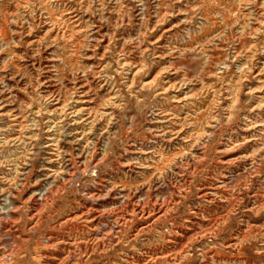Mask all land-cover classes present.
<instances>
[{"label":"rangeland","instance_id":"374dc122","mask_svg":"<svg viewBox=\"0 0 264 264\" xmlns=\"http://www.w3.org/2000/svg\"><path fill=\"white\" fill-rule=\"evenodd\" d=\"M0 191V264H264V0H0Z\"/></svg>","mask_w":264,"mask_h":264},{"label":"bare ground","instance_id":"6f19581e","mask_svg":"<svg viewBox=\"0 0 264 264\" xmlns=\"http://www.w3.org/2000/svg\"><path fill=\"white\" fill-rule=\"evenodd\" d=\"M24 1H25V0H24ZM30 45H31V44H30ZM28 86H29V85H28ZM83 87H84V86H83ZM50 88H51V87H50ZM58 92H59V91H58ZM49 94L54 95L55 93L52 91V92H49ZM55 98H56V97H55ZM57 100L59 101V99H57ZM83 101H84V100H83ZM85 102H87V101H84V103H85ZM79 103H80V102H79ZM88 105H89V104L86 103V107H87V108H89ZM65 107H66V106H65ZM86 107H85V108H86ZM82 108H83V107H82ZM66 110H67V109H66ZM81 112H82V111H81ZM76 113H77V112H76ZM61 118H62V117H61ZM60 123H61V122H60ZM91 126H92V125H91ZM21 128H22V127H21ZM96 137H97V136H96ZM240 137H241V136H240ZM260 150H261V149H260ZM145 159H146V158H145ZM146 162H147V161H146ZM59 173H60V172H59ZM61 173H62V172H61ZM57 176H58V175H57ZM15 189H16V187H15ZM0 192H1V191H0ZM5 192H6V191H5ZM92 192H93V191H92ZM10 194L12 195V193H10ZM87 195H88V194H87ZM89 195H90V194H89ZM94 196L96 197L95 194L92 195V197H94ZM127 196H128V195H127ZM130 196H131V195H130ZM124 197H126V196H124ZM45 200H46V199H45ZM34 201H35V200H34ZM37 203H38V202H37ZM127 204H128V203H127ZM42 206H43V205H42ZM44 206H45V205H44ZM103 207H104V206H103ZM132 208H133V207H132ZM85 209H86V208H85ZM92 210H93V209H92ZM92 210H91V208H90V209H86V211L83 212L82 215H83V214H86V213H88L89 211H92ZM134 210H135V209H134ZM138 211H140V210H138ZM98 212H99V211H98ZM142 212H143V211H142ZM36 213H37V212H36ZM93 213H94V212H93ZM143 214H144V213H143ZM89 215H90V214H89ZM195 215H196V214H195ZM37 216H38V214H37L36 216H34V217L37 218ZM78 216H79V215H78ZM80 216H81V215H80ZM147 217H148V216H147ZM38 218H39V217H38ZM137 218H138V217H137ZM32 219H33V218H32ZM123 219H125V218H123ZM94 220H95V219H94ZM38 221H39V220H38ZM127 221H128V220H127ZM39 222H40V221H39ZM125 222H126V220H125ZM125 222H124V223H125ZM131 222H132V221H131ZM37 223H38V222H37ZM157 223H158V222H157ZM126 224H127V223H126ZM126 224H124V225H126ZM33 227H34V226H33ZM126 227H127V226H126ZM120 231H122V230H120ZM120 231H119V232H120ZM50 236H51V235H50ZM54 240H55V239H54ZM60 251H61V250H60ZM11 254H12V253H11ZM13 255H14V254H13ZM13 255H12V256H13ZM9 256H10V255H9ZM43 257H44V256H43ZM46 257H47V256H46ZM44 259H45V258H44ZM48 260H49V259H48ZM50 260H51V259H50ZM78 260H79V259H78ZM47 263H48V262H47ZM147 264H148V263H147Z\"/></svg>","mask_w":264,"mask_h":264}]
</instances>
